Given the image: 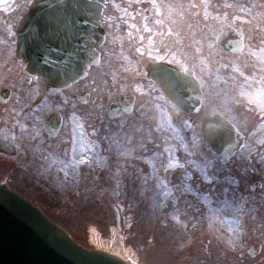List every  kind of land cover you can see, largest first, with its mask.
<instances>
[{"label": "flooded vegetation", "instance_id": "1", "mask_svg": "<svg viewBox=\"0 0 264 264\" xmlns=\"http://www.w3.org/2000/svg\"><path fill=\"white\" fill-rule=\"evenodd\" d=\"M33 1L0 3V179H33L55 208L53 195L81 191L76 206L90 190L100 221L121 202L140 262L264 264V0H103L98 61L59 91L14 56ZM158 65L191 77L196 111L164 91ZM207 114L239 133L233 155L203 141Z\"/></svg>", "mask_w": 264, "mask_h": 264}, {"label": "water", "instance_id": "2", "mask_svg": "<svg viewBox=\"0 0 264 264\" xmlns=\"http://www.w3.org/2000/svg\"><path fill=\"white\" fill-rule=\"evenodd\" d=\"M70 8H86L84 19L92 36L98 39L96 29L99 17V0H52ZM58 4V3H57ZM36 12V11H35ZM36 18L32 14L25 21L20 33L17 56L27 65L30 74L39 73L48 78L54 87H63L78 78L85 65L90 62L91 50L86 56L77 55L71 45L72 54H65L60 47L56 54L47 55L39 47L27 42L25 30ZM72 20V17H71ZM74 54V55H73ZM53 59L56 65L45 61ZM223 133V130L222 132ZM222 137L221 140H224ZM223 146V145H222ZM0 264H131L115 255L97 250H87L75 243L58 225L50 221L41 209L0 186Z\"/></svg>", "mask_w": 264, "mask_h": 264}, {"label": "rangeland", "instance_id": "3", "mask_svg": "<svg viewBox=\"0 0 264 264\" xmlns=\"http://www.w3.org/2000/svg\"><path fill=\"white\" fill-rule=\"evenodd\" d=\"M30 182L33 183V179H24L17 177L11 179L10 184L12 185V188H14L15 190L22 192L23 194L22 196L27 197L33 201H38L40 204L44 205L46 211L49 214H51V216L56 215L57 212L51 209L50 206L51 203L52 205L55 204L53 203L52 196L37 193L36 190H34L31 187ZM61 182L63 188H67V190L70 189V184H68L65 179L62 180ZM89 192L90 190L84 192V195L82 196V201L79 205L71 206V207L69 206V208L66 211H61L57 213V214H62L65 212L64 214L56 217V219L59 220L63 225L67 226V228L71 231L73 236L83 244H87V240H86L87 230H88V226L90 225H94L100 232L107 233V229H106L107 225L103 223L104 221H100V219L102 218L101 209L97 210V206L92 204L93 199L91 198ZM95 196L99 197L100 191L97 192ZM148 197H149L148 193L145 194V190H143L140 194V199L138 203L142 205ZM131 201L133 202L132 196H131ZM104 209H103V214H104ZM137 209H135V213ZM137 214L141 215L140 226H143L145 224L144 223L145 220L147 219V210L142 209L140 211H137ZM109 221L111 222V219ZM134 242L135 241H132L131 245H133ZM148 261L149 260H147V263L149 264ZM152 264H166L165 257L158 255Z\"/></svg>", "mask_w": 264, "mask_h": 264}, {"label": "bare ground", "instance_id": "4", "mask_svg": "<svg viewBox=\"0 0 264 264\" xmlns=\"http://www.w3.org/2000/svg\"><path fill=\"white\" fill-rule=\"evenodd\" d=\"M96 242L101 244V245L103 244V242H101L98 238H97Z\"/></svg>", "mask_w": 264, "mask_h": 264}, {"label": "snow or ice", "instance_id": "5", "mask_svg": "<svg viewBox=\"0 0 264 264\" xmlns=\"http://www.w3.org/2000/svg\"><path fill=\"white\" fill-rule=\"evenodd\" d=\"M2 2H5V0H0V3H2ZM237 135H239V133H237ZM211 163V162H210Z\"/></svg>", "mask_w": 264, "mask_h": 264}]
</instances>
